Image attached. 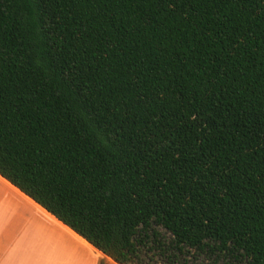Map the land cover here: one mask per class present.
I'll return each instance as SVG.
<instances>
[{
	"label": "trees",
	"instance_id": "16d2710c",
	"mask_svg": "<svg viewBox=\"0 0 264 264\" xmlns=\"http://www.w3.org/2000/svg\"><path fill=\"white\" fill-rule=\"evenodd\" d=\"M0 177L115 264H264V0H0Z\"/></svg>",
	"mask_w": 264,
	"mask_h": 264
},
{
	"label": "crops",
	"instance_id": "0c3cea01",
	"mask_svg": "<svg viewBox=\"0 0 264 264\" xmlns=\"http://www.w3.org/2000/svg\"><path fill=\"white\" fill-rule=\"evenodd\" d=\"M0 186L6 189L4 208L0 202V211L2 210L3 213L0 215V237L3 238L5 244L10 243L12 238L20 240V222L24 220L27 236L33 237L37 234L39 239V234L42 236V227H46L54 237L53 242L51 239L49 243L45 242L43 238L39 239V245L36 247L33 245V241L28 240L24 246H21L22 253H20L17 244L7 248L3 251L10 252L6 254V263L0 256V264H76L79 260H74L73 252L68 253L61 250L66 249L68 243L77 246L81 252L85 253L87 261L85 264H99L100 261L105 264L108 261L109 258L102 255L1 177Z\"/></svg>",
	"mask_w": 264,
	"mask_h": 264
},
{
	"label": "rangeland",
	"instance_id": "374dc122",
	"mask_svg": "<svg viewBox=\"0 0 264 264\" xmlns=\"http://www.w3.org/2000/svg\"><path fill=\"white\" fill-rule=\"evenodd\" d=\"M4 187H1L0 186V202L2 203V208H4V206L6 205V189ZM5 204V205H4ZM1 208V209H2ZM2 210L0 211V215H2ZM21 224V227L19 228V234H20V240L18 241L17 239L15 238H12V241L10 243H4L3 241V238L0 237V256L3 257V260L5 261L6 263V254H9L10 252H3L4 250H6L7 248H10V247H14L16 244H17V247L20 248V253L23 252L22 250V247L21 246H24L25 245V242L30 240V241H33V245L36 247L37 245H39V239L43 238L45 242H51V239H52V242L54 240V237L51 236L50 234V231L46 228V227H42V236L39 234V239L37 237V234L34 235L33 237L30 235V236H27L26 234V227H24V225H26V222L25 220L20 222ZM29 237V239H28ZM62 251H65V252H73V257H74V260L75 261H78V263L80 264H85L87 261H86V258H85V253L81 252V250H79L77 248V246H72L70 243H68L67 245V248L66 249H61ZM3 252V253H2ZM84 257V258H83ZM76 263V264H78ZM104 263V262H103ZM106 264H111L109 261H106Z\"/></svg>",
	"mask_w": 264,
	"mask_h": 264
},
{
	"label": "bare ground",
	"instance_id": "6f19581e",
	"mask_svg": "<svg viewBox=\"0 0 264 264\" xmlns=\"http://www.w3.org/2000/svg\"><path fill=\"white\" fill-rule=\"evenodd\" d=\"M109 262H112L110 259H108Z\"/></svg>",
	"mask_w": 264,
	"mask_h": 264
},
{
	"label": "water",
	"instance_id": "95a60500",
	"mask_svg": "<svg viewBox=\"0 0 264 264\" xmlns=\"http://www.w3.org/2000/svg\"><path fill=\"white\" fill-rule=\"evenodd\" d=\"M106 264V263H105Z\"/></svg>",
	"mask_w": 264,
	"mask_h": 264
}]
</instances>
